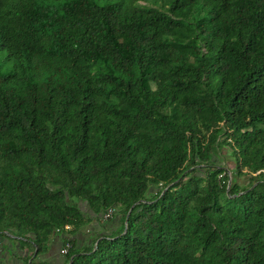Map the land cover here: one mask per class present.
<instances>
[{"label": "trees", "instance_id": "1", "mask_svg": "<svg viewBox=\"0 0 264 264\" xmlns=\"http://www.w3.org/2000/svg\"><path fill=\"white\" fill-rule=\"evenodd\" d=\"M139 1L0 0V239L24 264L60 233L67 264H264V0Z\"/></svg>", "mask_w": 264, "mask_h": 264}, {"label": "crops", "instance_id": "2", "mask_svg": "<svg viewBox=\"0 0 264 264\" xmlns=\"http://www.w3.org/2000/svg\"><path fill=\"white\" fill-rule=\"evenodd\" d=\"M118 225L119 220H113V216L110 220H104L98 216L97 219H92L89 223L81 226L76 232H74L72 237L74 238L75 246L80 247L84 244L89 245L93 237L109 235ZM63 238V233L54 236L48 244L46 251L39 254L35 258L33 257L36 264H67L64 256L60 255L58 252ZM0 242L3 244L5 243L4 245L6 247L3 253L1 252L2 249H0V258L4 264H24L23 258L26 256V251L18 249L16 244V248H12V244L6 242L4 239ZM1 246L2 245H0V248Z\"/></svg>", "mask_w": 264, "mask_h": 264}, {"label": "rangeland", "instance_id": "3", "mask_svg": "<svg viewBox=\"0 0 264 264\" xmlns=\"http://www.w3.org/2000/svg\"><path fill=\"white\" fill-rule=\"evenodd\" d=\"M100 1H105V0H100ZM140 2H142V3H147V4H149L150 2H151V0H141ZM224 148H226V147H224ZM215 160V159H214ZM226 166H227V168H232L233 167V164H232V162L231 161H227L226 162ZM236 182L237 183H239L240 185H245V183L247 182V179H246V177H243V176H241V177H237L236 178ZM151 191H154L155 189L153 188V187H150L149 188ZM113 220H116V219H118L119 220V218H120V212H119V209L118 208H115L114 209V212H113ZM115 222V221H114ZM0 241H2V239H0ZM5 245H2L1 246V248L0 249H2L1 250V252L3 253L4 251H5ZM4 261V260H3Z\"/></svg>", "mask_w": 264, "mask_h": 264}, {"label": "built area", "instance_id": "4", "mask_svg": "<svg viewBox=\"0 0 264 264\" xmlns=\"http://www.w3.org/2000/svg\"><path fill=\"white\" fill-rule=\"evenodd\" d=\"M113 212H114V208L113 207H109L100 215V217L102 219L106 220L107 218L111 217ZM64 228L65 229H69V226L65 225ZM69 246L70 245H69L68 242H65V243L61 244V246L59 247V250H58L59 254L62 255V256L65 255L67 253V249H68Z\"/></svg>", "mask_w": 264, "mask_h": 264}, {"label": "water", "instance_id": "5", "mask_svg": "<svg viewBox=\"0 0 264 264\" xmlns=\"http://www.w3.org/2000/svg\"><path fill=\"white\" fill-rule=\"evenodd\" d=\"M229 181V180H228ZM229 183V182H228ZM127 215H128V212H127V214H126V217H127ZM126 217H125V221H126ZM123 232H124V229H123Z\"/></svg>", "mask_w": 264, "mask_h": 264}, {"label": "clouds", "instance_id": "6", "mask_svg": "<svg viewBox=\"0 0 264 264\" xmlns=\"http://www.w3.org/2000/svg\"><path fill=\"white\" fill-rule=\"evenodd\" d=\"M140 2V1H139ZM140 3H142V2H140Z\"/></svg>", "mask_w": 264, "mask_h": 264}]
</instances>
